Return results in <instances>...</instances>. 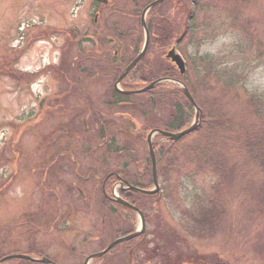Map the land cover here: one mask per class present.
Returning a JSON list of instances; mask_svg holds the SVG:
<instances>
[{"label":"rangeland","instance_id":"1","mask_svg":"<svg viewBox=\"0 0 264 264\" xmlns=\"http://www.w3.org/2000/svg\"><path fill=\"white\" fill-rule=\"evenodd\" d=\"M125 1L109 0L102 7L94 0H0V261L17 254L33 260L14 259L2 264H46L43 263L45 260L51 264V260L71 264L74 255L80 264H86L89 256L103 252L117 239L140 229L139 216L105 200V197L113 198L112 186L106 191L105 185L98 184L99 189L94 194L91 185H79L87 194V200H84L77 195L78 189L70 174L62 175L66 177L65 184L53 182L51 178L53 169L65 165L67 158L60 161L59 156L67 152L66 144L88 143L81 142L79 117L74 120L88 111L84 107V95L89 96L87 90L100 91L104 113L99 117L100 122L116 125L115 136H105L106 142L100 139V150H94L91 156L84 149L75 153L85 155L84 167L85 164L91 166L89 158H92L94 164L103 165L109 171H120L125 176L131 173L130 170L142 172L151 164L144 141L149 133L147 127L163 128L161 120L174 115V106L183 102L177 90L164 85L159 89V107L157 105L148 124H142L146 120L144 117L129 112L131 105L115 106L110 112L104 107L116 74H121L112 67H118L125 57L134 58L136 50L138 57L144 47L143 42L140 44L145 38L140 15L133 17L131 14L142 12L143 3L133 5L135 0H128L127 4ZM196 3L194 0H166L155 8L146 24L152 42L162 26H168L173 34L179 30L184 35L190 10L197 9ZM119 7H122L120 12L113 14V10ZM203 9L204 15L198 11L196 28L195 23L194 28L191 27L194 35H187L179 46V54L187 66L183 80L193 82L197 73L201 77L204 73L200 67L194 71L190 58L204 57L216 63L218 70L237 71L243 78L237 93L226 90L217 80H211V85L213 94L219 97L218 107L228 114L226 118L230 126L235 131L245 132L249 124L258 123L254 121L253 108L247 104L248 93L264 100V0H249L247 3L214 0ZM97 11L101 13L100 17H95ZM233 21H238L242 29ZM116 33L123 39L117 38ZM152 42L144 61L165 66L166 63L162 62V55L166 53L164 44L157 41L152 45ZM77 65L80 67L78 71ZM143 69L139 67L132 74L133 77L138 72V82L147 74ZM82 70H88L86 76ZM109 71L110 77H107ZM115 85L117 89L118 85ZM75 86H78L77 95L66 91ZM55 100L60 103L55 104ZM120 111L126 112L128 117L121 119ZM187 113L190 122L193 112ZM129 116L136 119L138 129L128 122ZM212 120L210 110L204 106L201 130L174 141L175 146L164 138L156 139L155 145L167 153L179 148L180 158L201 143V134L216 122ZM232 139H239L237 133ZM237 147L242 151L236 154L226 149L231 157L235 155L234 165L237 167L234 189L226 198L228 210L210 232L205 230L201 235L194 234L193 218L199 217V210L195 208L201 199L212 194L209 188L216 179L206 171L192 176L182 168L181 162L178 168L171 162L165 181L160 183V193L151 196L127 193L135 203L133 205H138L139 209L145 207V231L140 238L113 247L109 251L110 261L105 257L89 264H129V258H136L140 263L148 258L150 262L146 264H161L154 262V258L158 260L157 252L164 251L172 257L179 253L172 251L176 244L167 249L165 240L160 238L170 229L186 239L197 257L205 259L196 264H264V217L258 211L250 212L246 204L242 205L243 199L252 196L250 185L253 192L254 186L260 188L264 184V174L257 164L246 159L244 145L243 148ZM53 160L58 163L52 164ZM50 167L52 170L48 169ZM141 186H146L145 190L153 187L151 184ZM89 198L94 203L92 207H89ZM126 202L132 204L129 200ZM95 203H98L99 210L103 204V229L102 215L96 211ZM71 210L74 213L66 220ZM98 237L101 238L97 240ZM161 248H165L166 253ZM175 261L179 264L177 259Z\"/></svg>","mask_w":264,"mask_h":264},{"label":"trees","instance_id":"2","mask_svg":"<svg viewBox=\"0 0 264 264\" xmlns=\"http://www.w3.org/2000/svg\"><path fill=\"white\" fill-rule=\"evenodd\" d=\"M196 1H197L196 4H198L197 9L190 10L189 19H188L189 21L187 24L188 26L187 29L185 30L184 35L183 34L181 35L179 33V46L183 44L184 39L187 37V35H189V37H192L194 35L193 28H194L195 20L198 15V11L200 12V14L202 13L204 15L203 11L205 9H203V7H205L206 5L209 6L211 4V1L213 2L214 0H194V2ZM248 1L249 0H242V3H247ZM232 2H234V0H232ZM145 4L146 3H143L142 8L143 6H145ZM137 15H141V12H139V14ZM233 24L240 29H242L243 27L239 24L238 21H233ZM191 27L193 28L191 29ZM195 28H196V23H195ZM157 31L158 33H160L161 31H162L161 33H163V29L160 27ZM157 41L158 40H153L152 45L154 44V42L156 43ZM141 42H143V39L142 41H140V44ZM134 55L135 57L137 56V50ZM131 57L129 56L123 58V61L121 65H119L120 67L117 70V72L119 71L122 72V70H124V68L128 66L129 63L135 58L134 57L130 59ZM190 59L192 60V64H193L192 68H194V71H196V68L198 67L202 68L204 71L202 77L197 73L195 75L196 80L189 83L186 82L196 103L197 101L198 103H200V101L202 102L201 105L197 103L202 113V123L204 121V106H207V108L210 110L211 119H213L216 122L214 123V126L209 127V129L205 132V134L201 132L203 134V136L202 134L200 136V138L202 139L201 143L197 147L191 148L189 151L185 150L186 151L184 153L185 155L184 156L182 155L180 158L178 154L180 153L179 148H177L172 153H167L166 151L164 152V148H157V144H156L154 149L157 156V162L160 165V169H159L160 175L161 174L168 175V171L171 169L170 167L172 166V164H170L171 162L174 163L176 168L179 167V162H181L182 168H184V170L189 171L190 175L192 176L201 175L206 171L207 175H210L216 179V181L209 188L212 194L207 196L206 199H201L199 205L197 206V208H195V210H199V217L197 218L193 214L190 215L191 217L192 216L195 217L193 218V224L196 227V230H194V234L198 233L201 235L205 230L206 232H210V230L215 225H218L217 223L218 222L220 223V221H222L221 216L222 217L225 216L228 210V202L226 201V198H228L229 193H232L234 189L233 187H234L235 177L237 176L235 169L237 167L236 165H234L235 155L231 157L229 153L226 151V149L232 150L236 154L242 151L241 149H238L237 146L243 148L244 145L245 148L243 149H244V154H246L245 155L246 159L248 161L253 162L254 164H257L260 171L264 174V100L260 97H257L254 94L248 93L247 104L251 108H253L254 116H255L254 121L258 123L255 124L254 122H252L251 124H249L246 127L245 132L235 131L234 127L232 125L230 126L229 124L230 122L228 118H226L228 114L225 111H222L218 107L217 99L219 97H216L213 94L214 88L211 85V80H217L218 81L217 83L224 84V88L226 90H232L235 93H237L240 82L243 79L242 76L235 70H230V71L218 70L217 69L218 65L216 63H214L212 60H207L204 57H200L198 59L195 58H190ZM153 63H155V61H152L151 63L150 62L147 63L145 61L141 62L136 68H134L128 74L127 78L124 81V83L127 84V90H137L138 88L141 87L140 85L151 83L160 76L168 75L165 74V70H163L161 66L155 65ZM139 67L144 68L143 73H147L146 75L144 74L141 76L143 79V81L141 82H138V80H136L138 72L137 73L135 72L134 76L132 77L133 72ZM89 71L92 74L94 73V70H89ZM86 72H88V70ZM86 72H84L83 74H85ZM89 75L90 74H88V76ZM117 76L118 73L116 74V80H117ZM160 88L161 87L154 89V93L152 94L147 93L139 96L137 95L126 96L117 92L113 87L112 92L110 93V98H108L109 100L107 99L108 101L106 100L104 102V107H107L110 112V109L115 108V106L119 108L122 105L128 107H130L131 105L132 108L128 109L129 112L133 115L135 114L144 117V119L146 120L143 121L142 124L144 123L148 124L154 113V111L149 112V110L152 108L150 96H153L156 99L157 102L156 104L159 107V100L161 99L160 98L161 92L159 90ZM179 93L183 97V102H181L180 104H176L174 106V111H175L174 115L169 116L165 120L164 119L161 120L162 124L160 125L163 127L161 128L162 130L183 131L192 123L194 119L193 106L180 91L178 92V94ZM82 95H84L83 92ZM59 101L62 102L63 100H59ZM57 102L58 100L54 101L55 104ZM188 111L193 112L190 122L188 121L189 120L187 113ZM120 112H122L120 113L121 116H119L121 119L127 116L126 112L124 111H120ZM213 112L215 115L213 114ZM131 119L134 122L133 124L130 122L129 123L134 128L138 129V124L136 122V119L132 117ZM202 123L197 131L203 128ZM153 129L155 128L152 126L147 127V131L149 132ZM235 133H237V135L239 136V139L237 141H233L232 139V135H234ZM241 135H242V140H241ZM83 139L84 138H82V140ZM103 141L106 142L105 136H103ZM175 144L173 143L171 146H175ZM148 166L150 167V165ZM182 168H180V170H182ZM131 185L142 188L146 187L134 183H131ZM249 192L252 193V196H249L248 193L250 199L249 197L243 199L244 202H242V205L246 204L250 212L258 211L264 217V184H262L260 188L254 186L253 192H252V187L250 185ZM127 195L128 194L126 193L125 195H123V197L131 201L132 204H135L130 199L131 196L128 195L129 196L128 197ZM141 210L144 212L145 207H142ZM160 227L161 225L160 223H158L157 228L160 229ZM177 234H178L177 232L170 229L167 232H163L160 238L163 241L165 240V243L168 246L167 249L169 247H172L174 244H176L175 249H172V251H179V253L178 254L174 253V256L172 257V256H168L167 254H164L163 253L164 251L162 253L157 252L156 254L158 260L154 258L155 260L154 262L155 263L161 262V264H173L174 261L175 264L176 263L175 260L177 259L179 264L200 263V261L203 260L204 258L197 257L194 251L191 250V247L188 246L189 244L186 242V239L185 238L183 239L181 236L178 237ZM178 243L184 244L185 246L183 247V245L180 244L178 245ZM165 248H161V250H165ZM171 259H173L172 262ZM148 262H150L148 258L144 259L142 263H140V261L134 258L133 264H138V263L146 264Z\"/></svg>","mask_w":264,"mask_h":264},{"label":"flooded vegetation","instance_id":"3","mask_svg":"<svg viewBox=\"0 0 264 264\" xmlns=\"http://www.w3.org/2000/svg\"><path fill=\"white\" fill-rule=\"evenodd\" d=\"M146 1H148V3L144 7H147V6L151 5L152 3H154L155 1H158V0H146ZM125 2H126V4L129 3L128 0H126ZM141 2L142 3H146L145 0H135L133 5H137L138 3L140 5ZM96 3L99 5L98 2H96ZM111 4H112V2H111ZM125 7H128V6H125ZM120 9H122V7L114 9L113 10V14L119 13ZM130 12L131 11L129 10L128 13H130ZM131 14L134 15L133 17H135L137 15L135 13H131ZM99 15H101V13L99 11H97L96 14H95V17L96 16L100 17ZM148 19H149V17H148ZM140 21H141V15H140ZM161 28L163 29V33H161L162 32L161 31L160 33H158V35L154 36V39L158 40L159 43L161 42V44H164V48H166V53L162 55L163 60H164L162 62L166 63V64H165V66H161L158 62H155V63H157V65L161 66V68L163 70H165V74H168V75L160 76V77H158L155 80L157 81L159 79H170L173 82H176V81H179V70L169 59H166V56H167V53L171 49H175L177 51V53H179V30H177V32H175L173 34V30L168 28V26H166V27L162 26ZM168 31H170V32H168ZM115 35L119 36L117 38L123 39V37L120 36L118 33H116ZM115 55H116V52H115ZM122 61H123V59L120 61L119 65H121ZM119 67L120 66H118V67L114 66L112 68L116 69V71H117L119 69ZM79 68H80L79 65H77V67H76L77 70L76 71H78ZM83 73H84V70H82V74ZM109 74H110V71L107 74V77H110ZM120 75L117 76V80H118ZM75 76L78 77V73L77 72H75ZM117 80L115 81V83L117 82ZM76 83H77V81H76ZM111 83H112V81H111ZM115 83H114V89H115ZM168 86L171 87V88H176L177 89V86L174 85V84L168 83ZM122 87H123V89L127 90V84H122ZM77 89H78V86H75L73 88L72 87L67 88L66 91L69 90L71 92V94L77 95ZM87 91H88L89 96H84L85 97V103H86V105H84V107L87 108L88 111H87V113H82V114L76 116L74 120H78V117H79V120L81 121L80 125H81V127H82V125L84 127V128L82 127V129H81L82 130L81 137L82 138L86 137V140L85 139L82 140V138H81V142L88 141V143H86V144L85 143H81L79 145H74V146H70V145L68 146L66 144L67 147L65 146V150L67 152L65 153V155H60L59 156V160L62 159V158L63 159L67 158L66 161H65V165H62V166L60 165L59 167H57V168H55L53 170H52V167L48 168V169L52 170V172H51L52 181L53 182L56 181L59 184H61V183L65 184L64 179L66 177H62V175L65 174V173L66 174H70V176H72V178L74 180V182H73L74 185L78 189V194L77 195L82 197V199H84V200H87V194L82 192L81 188L79 187V185H82V184L91 185V189L94 191V194H97V191L99 189L98 184H101V187L102 186L104 187V185H105L106 186V188H105L106 191L109 189L108 188L109 186H112L110 192L114 193V190H115L116 186L121 184V183H128V184L134 183V184H139V185L153 183L154 180H153V175H152L153 174L152 173V163L150 164V167L147 165V167L143 168L142 172L134 173L133 172L134 170H130L131 171L130 174H126L125 173L126 176L124 174H121L120 171H113V170L109 171V169H107V168L105 169V167H103V165H102V167H100L98 163L94 164L92 162V158H89L91 160V163H90L91 166H89L88 164H85L86 167L83 166L82 162L85 161L84 160L85 155H81V154L77 155L75 152H80L79 150L84 149L87 153L88 152L90 153V156L92 155L91 152L95 153L94 150H96V152H98L100 150L101 146H102V144L99 143L100 139H102L103 136H109V137L111 135L115 136L114 128L116 126V125H114V126L111 125L112 126L111 127L110 125H105V124L103 125V123L100 122V118L99 117L104 115L103 107H102L103 102L100 104V98H102V96H100V91H95V92H91L89 90H87ZM150 93L152 94V93H154V91H151ZM150 97L153 98L152 96H150ZM126 117H124L123 119H125ZM127 120H128V122L133 124V121L130 118H127ZM80 125L79 126H75V127H80ZM103 128H107V129H103ZM75 146H77V147H75ZM79 159H81L82 161H80ZM56 162L58 163L57 160H53L52 164H55ZM69 162L72 163L71 166H70ZM158 170H159V167H158ZM104 174H105V176L103 178ZM128 176H129V178H128ZM165 179H166L165 174H161L158 177L159 184L164 182ZM102 191H103V189H101V192ZM122 194L124 195L125 193H122ZM105 198L109 202V204H111V201H110L111 197L110 198L105 197ZM89 199L91 200V202L89 203V207L94 206V203H93L92 199L91 198H89ZM97 205H98V203L95 205L96 209H97ZM102 205L103 204H100L101 210L97 209L96 211L97 212L99 211L100 215H102V220H101L102 224L101 225H102V229H103V225L105 224V216L103 215V206ZM113 211H115V210H113ZM73 213H74V210L73 211L71 210V212L68 215H66L65 219L67 220V218L71 217ZM59 217H61V216H59ZM56 222H57V220H56ZM99 238H101V237H98L97 240ZM37 253L40 254L39 256L43 255V253L40 250H38ZM115 254H113V257L116 256ZM17 255H21V254H17ZM17 255H13V256H17ZM8 257H10V256H8ZM72 257H73V261H72L71 264H80L77 255H74ZM62 259H65V257L63 256ZM51 261H52L53 264H58L54 260H51Z\"/></svg>","mask_w":264,"mask_h":264},{"label":"water","instance_id":"4","mask_svg":"<svg viewBox=\"0 0 264 264\" xmlns=\"http://www.w3.org/2000/svg\"><path fill=\"white\" fill-rule=\"evenodd\" d=\"M99 1L106 3V1H104V0H99ZM164 1L165 0H159V1L155 2V3H153L152 5H150L149 7H147L144 10L143 15H142V27L144 28V32H145V42H144L143 50H142L141 54L122 73V75L120 76V78L118 80L117 85L119 83H121L123 81V79L127 76V74L140 61H142L144 59L145 54H146L147 49H148V46H149V39H150L149 31H148L147 26H146V16H147L148 12L153 7L162 4ZM167 58L171 59L172 62L175 63V65L179 68L180 75L183 76L185 74V72H186L185 63H184L183 59L179 55H177L174 50L169 52ZM162 81H164V80H160V81L154 82L151 85L147 86L146 88H143V89H140V90H137V91L123 92V91H121L118 88H117V90L120 93H123L125 95L141 94V93H145L147 91H150V90L154 89V87L156 85H158L159 83H161ZM179 86H180V89L183 91L184 95L187 97V99L191 102V104L194 107V110H195L194 122L192 123V125L188 129L184 130L183 132L172 133V132H163V131H159V130H154V131H152L149 134L148 139H147V148H148V152H149L150 158H151L152 163H153V176H154L155 188L152 191H143V190L136 189L134 187H130L129 188L130 190H132V191H134L136 193H140V194H143L145 196L146 195L147 196H151V195H155V194L159 193V186H158V183H157V164H156V157H155V153H154V149H153V141H152L154 135L160 134L161 136L169 138L172 141H177L178 139H180V138L192 133L193 131H195L200 125V109H199V107L197 106V104L195 103L193 98L191 97V95H190L189 91L187 90L186 86L184 84H182L181 82H179ZM114 201H116L117 203H119V204H121V205H123V206H125V207H127L129 209H132L133 211L138 213V215L140 216V220H141L140 229L136 233H134V234H132V235H130L128 237L116 240L115 242H113L103 252L89 257L87 259V261H86V264H88L93 259L101 258L102 256L107 254L113 247L117 246L118 244H121V243L127 242V241H131V240L139 237L145 231V219H144V216L137 208L131 206L128 203H125L123 200L118 199V198H116ZM11 259H23V260H31V261H33L31 258H29L27 256H11V257H7V258H4L3 260H1L0 264L5 262V261H7V260H11ZM36 261H38V260H36ZM43 263L51 264L48 260L43 261Z\"/></svg>","mask_w":264,"mask_h":264}]
</instances>
